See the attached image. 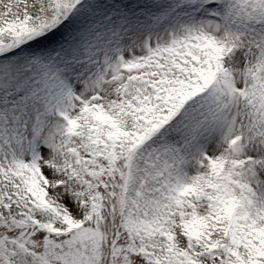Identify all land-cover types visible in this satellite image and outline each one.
I'll use <instances>...</instances> for the list:
<instances>
[{
  "label": "snow or ice",
  "instance_id": "6c2138e0",
  "mask_svg": "<svg viewBox=\"0 0 264 264\" xmlns=\"http://www.w3.org/2000/svg\"><path fill=\"white\" fill-rule=\"evenodd\" d=\"M0 264H264V0H0Z\"/></svg>",
  "mask_w": 264,
  "mask_h": 264
}]
</instances>
